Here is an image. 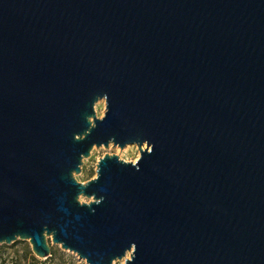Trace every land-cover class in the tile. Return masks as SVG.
<instances>
[{"label":"water","instance_id":"95a60500","mask_svg":"<svg viewBox=\"0 0 264 264\" xmlns=\"http://www.w3.org/2000/svg\"><path fill=\"white\" fill-rule=\"evenodd\" d=\"M111 144L140 157L79 181ZM49 238L87 264H264V0H0V244Z\"/></svg>","mask_w":264,"mask_h":264},{"label":"rangeland","instance_id":"374dc122","mask_svg":"<svg viewBox=\"0 0 264 264\" xmlns=\"http://www.w3.org/2000/svg\"><path fill=\"white\" fill-rule=\"evenodd\" d=\"M98 117H103L106 111L105 99H100L95 106ZM146 145H144V148ZM118 154L121 159L127 162H136L140 157V150L137 144H130L121 148L111 144L109 147H94L89 157L84 158L81 165L82 171L76 174L79 181L87 182L97 176V166L99 160L106 154ZM81 201L89 202L90 199L81 197ZM51 245V255L48 258L37 257L29 240L19 239L11 244H0V264L1 260L7 259L4 264H87L78 254L65 250L59 244H55L49 238ZM2 257V259H1ZM130 257V253H128ZM114 264H125V259L116 260Z\"/></svg>","mask_w":264,"mask_h":264},{"label":"trees","instance_id":"16d2710c","mask_svg":"<svg viewBox=\"0 0 264 264\" xmlns=\"http://www.w3.org/2000/svg\"><path fill=\"white\" fill-rule=\"evenodd\" d=\"M1 259H2V257H1ZM7 259L5 258V259H3V260H1V264H4V262L6 261ZM4 261V262H3Z\"/></svg>","mask_w":264,"mask_h":264}]
</instances>
